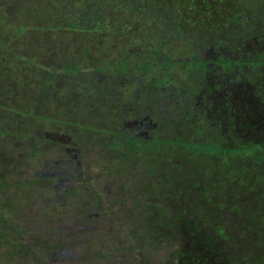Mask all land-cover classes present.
I'll return each mask as SVG.
<instances>
[{"label":"rangeland","instance_id":"rangeland-1","mask_svg":"<svg viewBox=\"0 0 264 264\" xmlns=\"http://www.w3.org/2000/svg\"><path fill=\"white\" fill-rule=\"evenodd\" d=\"M180 1L186 8L189 18L194 16L197 20L205 22L220 13L218 2L214 6L203 9L204 4L213 2L212 0ZM222 1L227 5L233 1L230 7L245 9L243 5L247 4L249 8H254L255 12L264 11V5L258 6L259 0ZM28 2L29 0H0V264H140L143 261V264H175L170 258L169 261L165 259L170 249L167 243L162 244L160 240L153 243L146 223L150 224L148 218L158 211L159 206L163 205L171 209L170 204L175 202V198L169 200L167 194V191H170L168 175L171 172L166 166L168 163L163 164L164 161H177L178 156L169 155L170 149L178 146V143L183 147L201 148L205 146V142L200 140L209 139L205 137L203 131H200L203 127H207V124L202 122L205 120L204 114L189 108L187 114L183 115L178 107H169V118H165V114H162L160 118L162 125L158 131V137L162 139V143L155 150L140 147L141 151L135 154L128 148L117 150L105 145L101 146V144L98 147L93 145L94 148H84L85 153H88V172L98 173L95 193L85 185L78 186L76 195L67 196L66 204L58 206L51 188H45L41 180L32 181L34 171L40 168L38 157L53 156L48 150H43L40 154L43 143L35 144L32 141V134H38L40 137L45 135L44 130L50 126L47 121H44L47 116L65 118V121L69 122L72 116H74L73 119L76 117V113L72 109L66 110L65 104L58 99L54 101L46 99V92L49 93V97H57V93H60L58 85H51L49 90L46 82L48 74L55 75L61 71L58 68L59 65L55 69L48 68L47 64L41 67L39 59H35L36 63L31 61L34 56L27 51L29 45L20 46L21 51H15L10 42L12 37L16 40L26 39L23 35L15 36L26 26L32 34L45 33L41 37L43 40L47 34H49L48 37L52 36L49 42L39 41L42 48L44 45L48 48L46 54H51V57L56 51L63 52L64 55V51L69 49L71 51L69 56L72 55L74 59L75 56L87 50L86 59L93 60L95 56L101 58L103 55L104 60L116 64L121 50L125 51L135 37L140 38L137 45L145 47L146 44L145 48H148L155 44L156 39L163 36L168 39L163 50L169 53L170 50L166 49L167 45H177L184 49L189 40L196 41L194 32L190 31V27L187 31L178 32L175 36L165 31L166 28L167 30L170 28L167 27V21L174 16L171 13L176 14L174 7L168 5H163L162 8L159 6L149 8V5L142 4L140 0H33ZM178 12L180 19L188 22L185 11L179 8ZM225 13L228 15L229 10L227 9ZM162 15L167 17H162L160 24L159 17ZM194 22L197 23L195 20ZM255 23L258 31V25L264 23V17L259 16ZM205 25L207 24L193 25L192 28L202 33L203 38L208 39L209 36H206L204 31L209 30L210 27L207 28L208 26ZM33 27L43 30H31L30 28ZM24 29L27 32L26 28ZM49 30L51 32H47ZM165 32L169 36H165ZM249 33H253L252 30L244 31L242 36ZM258 33L255 32L254 35ZM149 34L155 36H149ZM60 39L63 40L59 41ZM73 41L76 43L74 44ZM95 43L98 44V51L94 46ZM65 44L71 45L68 49L60 47ZM253 44L256 45V42ZM87 46L89 48H86ZM91 46H94V49ZM134 53L137 51L126 53L131 55L130 63L134 61ZM181 55L182 53H179L177 57ZM45 58L50 60L48 57ZM56 60L61 61V58ZM82 65L85 66V64ZM116 66L119 72L126 69L123 63ZM139 68L143 71L142 66ZM243 69L245 73L249 70L246 66ZM84 70L87 72V69ZM137 70V68L134 69L133 77L144 76L143 81L146 82L144 87L148 86L155 69L151 68L143 75ZM62 72H66V69ZM108 75L107 79H110V73ZM125 77L131 80L129 76ZM180 77L177 76L178 80H175V84L180 85L182 81ZM120 79L115 83H119ZM75 80L87 82L81 75H78ZM192 82L196 80L193 79ZM37 85L41 89L40 92L33 90ZM187 86L191 88L194 85ZM106 95L104 91L95 111L99 117H103L104 121L108 111L107 105L116 98V96ZM81 103L84 105L86 102ZM155 105H160L159 108L163 112L167 109L163 99L149 105L145 104V108ZM67 115L71 117L66 118ZM87 118L86 115L82 120ZM16 132L22 134L19 135ZM189 140L197 142L187 143ZM101 173H104L106 177L101 176ZM105 183L116 192V197L112 196L113 203L119 204L122 201L126 203L129 199L127 209L134 207L132 217L123 220L126 228L118 232L120 238L127 233L126 237H129V243H131L134 241L136 232L142 230L144 238L136 241L134 245L117 241L115 229L76 230L71 226L77 218L83 217L82 214L86 213L89 206L105 199V194L108 192L107 189L104 190ZM191 183L194 189L199 188L205 191L201 194L204 204L187 200L192 202L189 206L191 208L189 216L200 215L210 202V195L216 194L219 188L213 183L207 186H194V182ZM232 204L238 207L240 201L234 200ZM118 212L121 213L119 210ZM167 216H170V213ZM164 223L167 224L166 220L161 221L162 226H165ZM167 228H169V222ZM248 234L240 232V237L236 236V243L243 239L239 250L243 253L248 251L250 264H255L257 261L259 264H264V253L257 254L256 242L253 240L246 245L245 239ZM128 248L129 251H127ZM55 249L67 250L68 256L64 258L62 255H56L50 260V253ZM131 252L139 255L134 257ZM76 255L78 256L75 257Z\"/></svg>","mask_w":264,"mask_h":264},{"label":"flooded vegetation","instance_id":"flooded-vegetation-1","mask_svg":"<svg viewBox=\"0 0 264 264\" xmlns=\"http://www.w3.org/2000/svg\"><path fill=\"white\" fill-rule=\"evenodd\" d=\"M30 1L33 2V0ZM140 1L142 4L149 5V8L156 6L162 8L163 5L174 7L176 14L171 13L174 16L166 13L171 18L167 21V27L169 26L170 28L169 30L166 28L165 31L170 32L171 36H175L178 32L187 31L190 27V31L194 32V36L197 38L196 41L193 39L189 40L188 45L184 49L177 45H167L166 49L170 51L166 53L163 48L166 46L165 43L168 39L163 36L156 39L153 46H147L148 48H145L146 44L145 47L137 45L140 38L135 37L132 40V44L130 43L125 51L121 50L116 64H112L111 61L104 60L103 55L101 58L94 55L95 58L93 60L86 59L88 55L87 50L72 59V55L69 56L71 51L68 48L75 41L69 45L60 46L63 49L66 47L68 49L64 51V55L63 52L59 53L56 51L51 57V54H46L48 48H45V45L42 48V45L40 46L39 44V41L43 40L41 37L45 33L32 34V31H28L29 27L25 26L24 28H26L27 32L22 28V31H18L15 34V36H26V39L16 40L17 43L12 47L15 51H21L20 46L29 45L27 51L34 56L31 60L32 62L36 63L35 59H39L41 67L47 64L48 68L52 69H55L59 65L58 68L61 71L55 75L48 74L46 82L49 90H51V85H58L60 93H57V97H49V93L46 92V99L48 101L58 99L65 104L66 110L72 109L76 113V117L73 119L74 116H72L69 122H66L65 118L47 116L44 121H47L50 126L47 130H44L45 135L40 137L38 134H32V141L35 144L43 143L40 147V154L43 150H48L53 154L51 157H43V155L38 157L40 168L34 171L32 181L41 180L45 188H51L58 206L66 204L68 200L67 196L76 195L75 191L79 188L78 186L85 185L86 188L95 193L96 186L98 185V173L88 172V153H85L84 148L93 147V145L98 147L101 144V146L105 145L108 148L117 150L128 148L135 154L144 149V147L155 150L162 143V139L158 137V131L162 125L160 118L162 114H165V118H169V107H178V110L183 115L187 114L189 108H191L197 113L202 112L204 118L209 117L213 110L220 107V114H222L224 97L230 92H234L242 82H246L247 85H252V87L263 84L264 32L260 31H264V23H259L257 31L256 20L254 17L251 19L250 14L245 11L243 14L246 16L248 22L242 23L240 18L242 8L230 7L233 1H230L228 5L222 0H212L213 2L205 3L203 9L214 6L218 2L217 5L220 10L217 16L205 22L197 20L194 16L189 18V14L180 3V0ZM260 5H264V0H259L258 6ZM179 8L185 11V17L189 23L183 22V19H180ZM227 9L229 10L228 15L225 13ZM252 10L254 13H258L255 12L254 8ZM254 16L264 17V11L254 14ZM162 17L165 18L167 16L162 15L159 17L160 24ZM230 20H233V22ZM211 21L214 22L211 23ZM201 24H207L205 26H208L207 28L210 27L209 30L204 31L205 35L209 36L208 39L203 38L202 33L200 34L196 29L192 28L193 25L198 26ZM202 27L204 28V26ZM30 29L38 31L41 28L33 27ZM246 30H252L253 33L242 36V33ZM255 32H259L258 35H254ZM153 34H149V36ZM46 36L44 40L49 42L52 36L48 37L49 34ZM165 36H169V34L166 33ZM24 40L25 44H23ZM61 40L63 39L59 41ZM252 40L256 42V45L253 44ZM174 43L176 44V42ZM97 45L96 43L94 44L98 51ZM113 45L115 44L113 43ZM94 46H91L92 49H94ZM86 48H89V46ZM134 50L137 53H134V61L130 63L129 58L131 55H126V53H133ZM179 53H182V55L177 57ZM45 57L50 58V60H47ZM58 58H61V61L56 60ZM82 60L84 61L82 62ZM120 63L125 64L126 68L122 72H119L116 68V65H120ZM82 64H85V66L83 67ZM139 66L143 67V71L140 70ZM244 66L249 69L246 73L243 69ZM136 68L142 75L147 73L151 68L155 69V73L150 77V84L148 86L144 87L146 85V82L143 81L144 76L133 77L135 75L134 69ZM172 68L173 70H171ZM63 69H66V72L63 73ZM84 69H87V72ZM108 73H110V79H107L109 77ZM78 75L83 76V78L85 77L87 82L82 83L81 80H75ZM126 75L131 77V80H128L125 77ZM177 76H181L180 80L182 81L180 85L175 84V80H178ZM192 78L196 82H192ZM67 79L70 80L67 82ZM119 79L120 82L116 84L115 82ZM163 83L166 84L163 85ZM186 83L187 85L194 86L189 88L185 85ZM180 86H184L185 88H181ZM69 88H71L70 90H74L70 91ZM33 90L35 92L41 91L38 85ZM104 91L110 97L116 96L114 101L107 105L108 111L105 121L103 117H99L95 113L98 102H100V99L104 95ZM238 94H241L240 89L238 90ZM32 97H34V94H32ZM159 99H163V104L167 106L164 112L160 110V105L145 108V104H152ZM82 101L86 103L83 105ZM105 103L107 104V102ZM86 115L88 117L87 120H82ZM69 117L71 116L67 115L66 118ZM75 122H77V125H75ZM221 123H223V120ZM16 133L19 134V132ZM121 145L123 146L121 147ZM140 147L141 149H139ZM100 175L104 178L106 177L104 173ZM104 186V190H108L105 194V199L98 203L97 199H95L94 201L97 204L89 206L86 213L82 214L83 217L77 218V221L71 226L76 230L115 229L114 231L117 230L116 240L122 243H129V237H126L127 233L120 238L118 232L122 228H126L123 225V220L132 217L134 207L127 209L129 207V199H127L126 203H123V201L119 204L113 203L112 196L116 197V192L113 191L112 187H107L106 183ZM47 195L49 196V193ZM121 204L122 207H120ZM143 238L142 230H138L133 239L134 241L129 244L134 245L136 241L138 242V240ZM129 250L128 248L127 251ZM56 255H62L65 258L68 256V252L65 249H55L50 253L49 259L55 258ZM131 255L136 257L139 254L131 252ZM165 259L170 260L166 257ZM143 262L140 264H143Z\"/></svg>","mask_w":264,"mask_h":264},{"label":"trees","instance_id":"trees-1","mask_svg":"<svg viewBox=\"0 0 264 264\" xmlns=\"http://www.w3.org/2000/svg\"><path fill=\"white\" fill-rule=\"evenodd\" d=\"M243 7L242 23L248 22L244 11L251 19L259 18L247 4ZM237 89L224 97L222 114L218 107L202 121L207 127L200 131L209 138L200 140L205 146L178 143L169 153L178 156L177 161L163 162L171 172L166 173L167 194L175 202L171 209L159 206L146 224L154 244L156 240L167 243L170 249L165 257L175 259V264H250L248 251L239 250L243 239L235 242L240 232L249 233L246 245L254 240L257 254L264 253V81L256 87L242 82ZM192 181L194 186L213 183L219 191L210 195L200 215L189 216L192 202L187 200L204 204L205 191L194 189ZM234 200L240 201L238 207ZM162 220L169 222V228L161 225Z\"/></svg>","mask_w":264,"mask_h":264},{"label":"crops","instance_id":"crops-1","mask_svg":"<svg viewBox=\"0 0 264 264\" xmlns=\"http://www.w3.org/2000/svg\"><path fill=\"white\" fill-rule=\"evenodd\" d=\"M16 43H17V42H16V39H14V37H12V40H11V42H10L11 47H13V45L16 44ZM23 44H25V40H24Z\"/></svg>","mask_w":264,"mask_h":264}]
</instances>
